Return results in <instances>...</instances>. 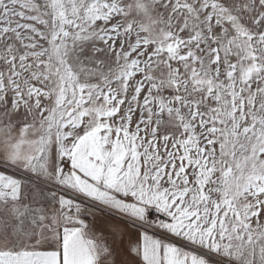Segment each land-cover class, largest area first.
Instances as JSON below:
<instances>
[{
	"label": "snow or ice",
	"instance_id": "1",
	"mask_svg": "<svg viewBox=\"0 0 264 264\" xmlns=\"http://www.w3.org/2000/svg\"><path fill=\"white\" fill-rule=\"evenodd\" d=\"M0 264H264V0H0Z\"/></svg>",
	"mask_w": 264,
	"mask_h": 264
}]
</instances>
